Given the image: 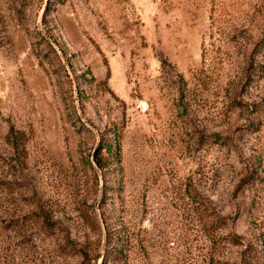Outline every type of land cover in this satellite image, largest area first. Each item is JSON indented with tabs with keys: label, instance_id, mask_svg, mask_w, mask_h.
Instances as JSON below:
<instances>
[{
	"label": "rangeland",
	"instance_id": "1",
	"mask_svg": "<svg viewBox=\"0 0 264 264\" xmlns=\"http://www.w3.org/2000/svg\"><path fill=\"white\" fill-rule=\"evenodd\" d=\"M249 244L264 260V0H0V264Z\"/></svg>",
	"mask_w": 264,
	"mask_h": 264
},
{
	"label": "trees",
	"instance_id": "2",
	"mask_svg": "<svg viewBox=\"0 0 264 264\" xmlns=\"http://www.w3.org/2000/svg\"><path fill=\"white\" fill-rule=\"evenodd\" d=\"M116 138H105L100 141V147L93 154V159L98 167L102 170L105 169L106 163H102L99 159V154L103 151L106 154V157L112 160L115 156ZM236 264H264V260L260 255V252L257 251V247L254 245H247L242 248L240 251L238 261Z\"/></svg>",
	"mask_w": 264,
	"mask_h": 264
}]
</instances>
